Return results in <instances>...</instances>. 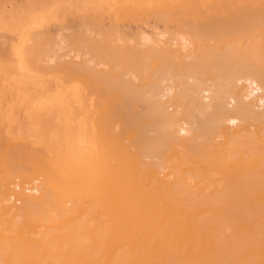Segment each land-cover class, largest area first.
<instances>
[{
    "label": "bare ground",
    "instance_id": "bare-ground-1",
    "mask_svg": "<svg viewBox=\"0 0 264 264\" xmlns=\"http://www.w3.org/2000/svg\"><path fill=\"white\" fill-rule=\"evenodd\" d=\"M161 7V18L177 28L156 37L140 31L135 43L117 38L124 71L111 65L115 59L100 70L119 72L94 73L104 90L91 113L81 87L94 92L93 77L72 75L84 84H75L84 96L77 102L80 93L70 91L27 104L47 103L70 124L44 130L29 149L26 139L7 152L0 144V264H264V0H166ZM188 16L194 20H182ZM9 36H0V56ZM57 70L51 73L66 72L65 81L74 74ZM54 82L50 97L62 86ZM19 152L28 163L18 162Z\"/></svg>",
    "mask_w": 264,
    "mask_h": 264
},
{
    "label": "rangeland",
    "instance_id": "rangeland-1",
    "mask_svg": "<svg viewBox=\"0 0 264 264\" xmlns=\"http://www.w3.org/2000/svg\"><path fill=\"white\" fill-rule=\"evenodd\" d=\"M39 1H43L42 2V4H43V8H42V10H39V12L40 13H42V12H44V13H42V14H46V15H48V16H45V17H43V18H41L40 19V23H38V24H36L35 26H37V27H35L34 29H38L37 31H35V30H33V31H31L29 34H27V38L25 39V41L27 42H25L24 41V44H22V46L20 47V52H21V54L18 56L17 55V57H19V58H14V59H12L11 58V56H10V54H9V49H8V47H7V45H6V49H7V53L4 51L5 50V47H2L1 46V48H0V51H1V49H4L3 51H4V53H6V56L5 57H3V56H1L2 58H3V60H7V62L8 61H17V63L19 64V65H21V66H23V68L21 69V71H22V73L24 74V75H26V76H28V74L30 73V74H32V76H30V77H33L34 79H36V81H38V82H40L41 84H42V86H43V88H45V89H49V83H53L54 81V83H61L62 84V86H57L56 87V89L55 88H52L53 90H54V92L53 91H51L52 92V96L50 97V99H52V98H57V97H59V96H69V94H70V91H75V89L77 88V87H75V84H76V82H77V86H78V84L81 86H84V84H82V81H79V80H77V78L74 80H72V75L74 76V75H76V77L77 76H82V74L84 75H86V77H87V79L88 78H91V77H93V78H95L94 76H95V74H98V75H96L97 77L100 75L101 77H102V75H103V77H102V79H104L106 76V74H108V75H111V73L112 72H116V71H118L119 69H121V70H123V68L120 66V63L122 62V60L119 58L121 55H123V47L121 48H119V47H117V48H113V44H115L116 43V41L118 42V39L117 38H120V39H122V40H124V41H126V42H128V43H135V42H137L138 40H140V35L139 34H141V33H148L149 35H151V36H157L158 35V33L159 32H165V31H168V32H171V31H173V30H175L176 28H177V25L175 24L176 22H173V24H172V22L171 21H169V20H167V19H164V18H161V16H162V14L164 13V10H161L162 9V5L165 3V1L166 0H83V2L80 0H0V21H1V18L3 19V18H9L8 17V14L11 12V11H14V10H17L19 7H25V6H27V3H34V2H39ZM63 1V2H62ZM76 2V3H74V2ZM87 3V5L89 6H86V3ZM125 2V3H122V2ZM143 1V2H142ZM149 1V2H148ZM198 1H201V2H203L204 3V0H198ZM58 2V3H57ZM64 2H66V3H64ZM77 2H79L80 4H77ZM81 2H82V5H81ZM89 2V3H88ZM151 2V3H150ZM45 3H47V4H45ZM71 3V4H70ZM115 3V4H114ZM122 3V4H121ZM138 3L140 4L141 3V5H138ZM150 3V4H149ZM157 3V4H156ZM92 4V5H91ZM137 4V5H136ZM146 4H148V5H146ZM156 4V5H155ZM44 5H47V6H44ZM75 5V6H74ZM82 7H81V6ZM135 5V6H134ZM150 5V6H149ZM73 6L75 7V8H73ZM78 6H79V8H78ZM132 6H133V8H132ZM51 7H54V8H51ZM55 7H57V9L55 8ZM91 7V9H89ZM142 9H141V8ZM146 7V8H145ZM152 7V8H151ZM47 8V9H46ZM68 8V9H67ZM87 8V9H86ZM110 8V9H109ZM113 8V9H112ZM131 8V9H130ZM140 8V9H139ZM230 8H233L232 6H230ZM49 9H52V10H49ZM55 9V10H54ZM66 9V10H65ZM84 9V10H83ZM127 11H126V10ZM151 9V10H150ZM152 9L154 10V9H159V10H154V11H152ZM76 12H74V11ZM77 10H80V11H77ZM89 12H87V11ZM52 11V12H51ZM53 11H54V13H53ZM64 11V12H63ZM101 11H103V12H101ZM136 11V12H135ZM140 13H139V12ZM39 12H37V13H39ZM70 12V14L69 15H67L66 13H69ZM105 12V13H104ZM128 12V13H127ZM135 12V13H134ZM146 12V13H145ZM52 13V14H51ZM77 13H79V14H77ZM81 13H83L82 14V16H80L81 15ZM126 15H125V14ZM157 13V14H156ZM66 14V15H65ZM97 16H96V15ZM110 14V15H109ZM114 14V15H113ZM145 16H144V15ZM2 15H4L3 17H2ZM54 15L55 16H58V19H56L57 17H55L54 18ZM65 15V16H64ZM128 15H133V16H128ZM136 15V16H135ZM141 15V17H139ZM147 15V16H146ZM153 15V16H152ZM59 16L61 17V18H59ZM94 16H95V18H94ZM100 16V17H99ZM52 17V18H51ZM126 17V18H125ZM46 18V19H45ZM49 18V19H48ZM85 18V19H84ZM183 19V21H186V22H192V20H194L192 17H190V16H188V17H186V18H184V17H182ZM45 21H44V20ZM52 19V20H51ZM55 19H56V21H55ZM96 19V20H95ZM99 19V20H98ZM42 20V21H41ZM102 20V21H101ZM122 20V21H121ZM181 20V21H182ZM45 22V23H44ZM166 22H167V24H166ZM169 22V23H168ZM47 23H49V24H47ZM61 23V24H60ZM84 24V25H83ZM172 24V25H171ZM41 25H42V28H41ZM45 27V30H43L44 29V27ZM81 27V28H80ZM41 28V29H40ZM71 28V29H70ZM86 28H89L88 30H86L85 31V29ZM153 28V29H152ZM170 28V29H169ZM70 29V30H69ZM80 29V30H79ZM91 29V30H90ZM161 29V30H160ZM64 30V31H63ZM74 30V31H73ZM84 30V31H83ZM93 30V31H92ZM143 30V31H142ZM159 30V31H158ZM82 31V32H81ZM88 31V32H87ZM140 31H141V33H140ZM93 32V33H92ZM68 33H70V34H68ZM78 33H79V35H78ZM80 33H82V34H80ZM92 33V35H90ZM146 33V34H147ZM31 34V35H30ZM59 35V37L61 38V39H59V37L58 36H56V35ZM72 34V35H71ZM87 34V35H86ZM69 37H68V36ZM71 35V36H70ZM74 35V36H73ZM78 35V36H77ZM97 35V36H96ZM31 36V37H30ZM33 36V37H32ZM42 36V37H41ZM48 36V37H47ZM122 38H121V37ZM131 36V39L130 38H128V37H130ZM39 38V39H37V38ZM65 37V38H64ZM68 37V38H67ZM29 38H31V39H29ZM45 38H47V39H45ZM49 38V39H48ZM28 39V40H27ZM77 39V40H76ZM30 40V41H29ZM32 40V41H31ZM52 42H51V41ZM97 40V41H96ZM105 40V41H104ZM122 40H120V41H122ZM130 40V41H129ZM4 41V43H7V41H8V39L7 40H3ZM29 41V42H28ZM67 41V42H66ZM81 41V42H80ZM119 41V42H120ZM50 42V43H49ZM54 42V43H53ZM59 42V43H58ZM106 42H107V45H106ZM30 43V44H29ZM63 43V44H62ZM121 43V42H120ZM9 44V43H8ZM29 44V45H28ZM39 44V45H38ZM42 44V45H41ZM46 44H48V45H46ZM52 44V45H51ZM81 44V45H80ZM100 44V45H99ZM112 46H111V45ZM26 45H28V46H26ZM43 45H44V47H43ZM46 45V46H45ZM56 45V46H55ZM60 45H61V48H59L61 51H63V52H61L59 49H58V47H60ZM103 45H104V47H103ZM31 46V47H30ZM48 46V47H47ZM53 46V47H52ZM65 46V47H64ZM102 46V47H101ZM111 46V47H110ZM29 47V48H28ZM38 47V48H37ZM54 49H52V48ZM55 47V48H54ZM90 47V48H89ZM93 47V48H92ZM108 47H109V49H108ZM23 48V50H21ZM33 48V49H32ZM88 48H89V50H88ZM85 49H87V50H85ZM98 49V50H97ZM107 49V50H106ZM116 49V50H115ZM121 49V50H120ZM31 50V51H30ZM56 50V51H55ZM75 50V51H74ZM95 50V51H94ZM114 50V51H113ZM29 51H30V53H29ZM35 51V52H34ZM45 51H46V53H45ZM48 51V52H47ZM58 51V52H57ZM73 51V54L72 53H70V52H72ZM99 51V52H98ZM106 51V52H105ZM24 52V53H23ZM51 52H54V53H51ZM59 52H61V53H59ZM79 52H80V55H77V54H79ZM84 52V53H83ZM94 52L96 53V52H98L97 54H96V56H95V54H94ZM102 54H101V53ZM116 52V53H115ZM120 52H121V54H120ZM0 53H3V52H0ZM33 55H32V54ZM40 53H42V55H44L45 56V54H46V57H44V56H42V55H40ZM53 54V56H54V59H53V56L51 57V54ZM65 53H66V55H68V57H70V58H72L73 60H75V58H78V59H76V62H74V61H72V59H69L68 57H65L66 55H65ZM76 53V54H75ZM86 53H87V55H86ZM22 54H24V55H22ZM29 54V55H28ZM83 54V55H82ZM114 54V55H113ZM3 55V54H2ZM28 55V56H27ZM32 55V56H31ZM40 56V57H37V56ZM58 55V56H57ZM63 57H62V56ZM72 55H74V56H72ZM85 55L87 56V57H85ZM117 55V56H116ZM29 56L30 57H33V59L32 58H29ZM48 56H50V57H48ZM78 56H80L81 58H79ZM90 56V58H91V60L93 59V61H92V63L90 64L89 62H87L88 60H90V59H88V57ZM103 56H105L104 58H103ZM115 56V57H114ZM35 57L37 58V59H35ZM48 57V58H47ZM61 57V58H60ZM96 57V58H95ZM101 57V58H100ZM42 58V59H41ZM44 58H45V60H44ZM67 58V59H66ZM85 58H87V59H85ZM98 58H100L99 60H98ZM24 59H27V60H24ZM51 59V61H52V64H51V61H49ZM53 59V60H52ZM61 59V60H60ZM62 59H66V61H64V60H62ZM80 59H82V60H80ZM103 59H104V61H103ZM117 60V59H119L118 60V62L117 61H114V60ZM38 60V61H37ZM45 61V62H42L41 63V61ZM46 60H48V62H46ZM77 60H78V62H77ZM96 60H98L97 62H100V61H102L103 63L101 64V65H103V64H105V65H107V64H109V62L110 63H113V61H114V64H111L112 66H116V64H117V69H116V71H114L115 69H114V67L113 68H110V67H112V66H107V67H109L108 69H106V67H105V69H106V71H103V70H100L101 68H104V65H103V67H100L99 68V65H98V63L96 62ZM109 60V61H108ZM121 60V61H120ZM25 61H26V63L27 64H25ZM33 61V62H32ZM61 61V62H60ZM70 61V62H69ZM24 62V63H23ZM50 62V64H48ZM69 62V63H68ZM87 62V63H86ZM31 63H33V64H31ZM65 63V64H64ZM94 63V64H93ZM23 64H25L26 65V69H25V66L23 65ZM31 64V65H30ZM36 64L38 65V66H36ZM39 64H41V65H39ZM54 64V65H53ZM57 64V65H56ZM63 64V65H62ZM79 64H80V67H79ZM90 64V65H89ZM96 64V65H95ZM100 64V63H99ZM28 65H30V66H28ZM42 65H43V67H42ZM47 65V69H48V67H50L49 69H48V71L50 70V72H48L47 71V69H46V67L45 66ZM49 65V66H48ZM50 65H52V67L50 66ZM68 65V66H67ZM98 65V66H97ZM65 66V67H64ZM78 66V67H77ZM85 66V67H84ZM88 66V67H87ZM92 66V68H93V70L91 69V68H89V67H91ZM94 66V67H93ZM96 66L99 68V69H96ZM29 67V68H28ZM32 69H31V68ZM55 67H57V68H55ZM62 67L63 69H64V72H65V69H66V71L67 72H70L71 70L72 71H74L73 73L74 74H72V72L71 73H69L70 74V76H69V78H70V80H69V83L70 84H68V79H67V81H65L66 79L64 78V74L66 73H63V72H59L60 70L62 71V68L60 69V68ZM75 67V68H74ZM55 68V69H54ZM59 68V69H58ZM76 68H78V69H76ZM85 68V69H84ZM88 70H87V69ZM95 68V69H94ZM33 70V71H30L29 72V70ZM46 69V70H45ZM58 69V70H57ZM83 71H82V70ZM104 69V70H105ZM112 69H113V71H112ZM26 70H28V72L26 71ZM37 70V71H36ZM38 70H39V72H38ZM42 70V71H41ZM44 70V71H43ZM58 71L59 73H55L56 75H54V73L52 74L51 72H54V71ZM77 70V72H75ZM112 71V72H109V71ZM121 70H119L120 71V73H121ZM46 71V72H45ZM86 71H89L90 72V74L89 73H87ZM103 73H102V72ZM118 71V72H119ZM124 71V70H123ZM25 72H27V74L25 73ZM33 72V73H32ZM37 73V74H35V73ZM41 72V73H40ZM83 72V73H82ZM100 72V73H99ZM117 72V73H118ZM42 73H43V75H42ZM46 73H51V74H49V75H51V76H53L54 75V77H55V79H54V77H51V76H49L48 74L46 75ZM62 73H63V75H62ZM77 73V74H76ZM93 73V74H92ZM95 73V74H94ZM104 73H105V75H104ZM29 74V75H30ZM34 74V75H33ZM68 73H67V76L69 75ZM44 75L46 76V77H44ZM60 75V76H59ZM84 75V76H85ZM107 75V76H108ZM58 76V77H57ZM62 76V78H60ZM67 76H66V78H67ZM99 76V77H100ZM105 76V77H104ZM50 77H51V80H49L50 79ZM75 77V76H74ZM98 77V78H99ZM57 78H58V80H57ZM91 79L88 83H90L91 85H90V88L91 89H94V92L91 90V92H92V94L90 95V93L91 92H87L88 90L86 89V88H88V84L87 85H85L84 87H81L84 91H85V93H88V95H85V93H84V96L87 98H84L85 99V101H86V103H89V105L87 104L86 106H87V108H84L85 110H86V112H84V113H86L87 114V112L89 111L90 113H91V111H92V109L94 108V106L96 107V106H99V101H100V96H101V92L104 90L102 87V91L101 92H99L98 90L99 89H97V87L98 86H101L102 85V83H103V81H101L100 79H99V82L101 81L102 83H100L99 84V82L97 81V78H95L96 80L95 81H93L94 79ZM109 78V77H108ZM107 77H106V79H108ZM53 79V80H52ZM61 79V80H60ZM83 79H84V77H83ZM86 79V78H85ZM48 80V81H47ZM60 80V81H59ZM72 80V82H70ZM0 82H1V77H0ZM64 82V83H63ZM80 82V83H79ZM92 82H95V84L94 83H92ZM106 82V81H105ZM104 82V83H105ZM67 83V84H66ZM48 87H46L45 85ZM64 84H66V85H64ZM65 86V87H64ZM103 86V85H102ZM105 86L107 87L108 85L107 84H105ZM105 87V88H106ZM6 87H3V85H1L0 84V101H2V104H0V105H2V107L0 106V123H1V125H0V130H1V132H0V137L2 136V138H0V140L1 141H4V142H6L7 144H5V143H0L1 144V146H2V144H3V147H4V149L3 150H5L6 152H7V146H10V145H12V144H14V145H16L15 143H16V139H20V141L22 140V139H26L27 140V142L25 143H23V142H21V143H23V144H25L24 146L25 147H27L26 149H29V147L28 146H30V148L31 147H35L34 145H35V143L32 141V139H34L35 137L37 138L38 137V135H40V134H42L43 132H44V130H47L48 132H52L53 130L55 131V130H57L59 127H58V124L59 123H64V122H67V123H69L70 124V122L72 121H69L71 118H66V117H64V116H62L61 114L59 115V114H55L54 116H56V117H54V116H52L53 114L52 113H50V111H47V109H44L43 107L44 106H46L47 105V103L44 105H41V104H39L38 105V108L36 109V110H34L33 108H31L30 106H28L27 107V104L28 105H30L29 104V102L28 101H22V100H20L19 98H17L16 97V95H14L13 94V92H12V90L10 89H5ZM50 88H51V86H50ZM79 88V87H78ZM108 88V87H107ZM81 89V90H82ZM97 89V90H96ZM7 90H9V91H7ZM80 90V91H81ZM109 90V89H108ZM69 91V93H67ZM84 91H82V92H84ZM106 91H107V89H106ZM75 92H79L78 91V89L75 91ZM65 93H67V94H65ZM80 94H81V92H79ZM100 93V95H98ZM107 93V92H106ZM57 94H59V95H57ZM77 93H74V97H75V100H76V102H77V99L78 98H81V97H84L83 96V93L80 95L79 94V96L78 95H76ZM8 95V96H7ZM90 95V96H89ZM16 97V98H14V97ZM78 98H77V97ZM99 96V97H98ZM6 97H9V99L8 98H6ZM95 98H98L97 99V104L95 105ZM3 99V100H2ZM11 99V100H10ZM83 99V100H84ZM81 101H83L82 99H80ZM11 103H10V102ZM18 101V102H17ZM76 102H75V104H76ZM92 104H91V103ZM1 103V102H0ZM5 103V104H4ZM9 103H10V105H9ZM79 103H81V102H79ZM86 103H84V102H82V105L84 104H86ZM143 105V103L141 102L140 103V106H142ZM4 107V108H3ZM6 107H7V110H6ZM89 107V108H88ZM39 108H40V110H39ZM91 108V109H90ZM10 109V110H9ZM12 109V110H11ZM10 112H12V113H10ZM25 114H24V113ZM28 112V113H27ZM48 112V113H47ZM2 113V114H1ZM5 114H7V116L5 115ZM9 114V115H8ZM64 115V114H63ZM85 115V114H84ZM26 116V117H25ZM92 117L93 116H95V113H94V115H91ZM25 117V118H24ZM49 117V118H48ZM54 117V118H53ZM59 117V121H58V119H57V121H56V118H58ZM61 117L63 118V122H61ZM66 119H68V121H66ZM8 121H11L10 123L8 122ZM8 122V123H7ZM65 124V123H64ZM7 127V129H5L6 127ZM16 129V130H15ZM18 129V130H17ZM50 129V130H49ZM27 132H26V131ZM8 131V133H6V132ZM10 133V134H9ZM17 133H21V134H17ZM24 133H25V135L27 136H25L24 135ZM27 133V134H26ZM11 135V136H10ZM15 138V139H14ZM29 138V139H28ZM13 140H15V142L13 141ZM26 140H24V141H26ZM0 141V142H1ZM9 141V142H8ZM11 141V142H10ZM12 141H13V143H12ZM10 144V145H9ZM33 144V145H32ZM32 145V146H31ZM24 146L22 145V147L24 148ZM2 147V148H3ZM7 147V148H6ZM11 147V149L13 148V146H10ZM1 149V148H0ZM10 149V148H9ZM9 149H8V151H9ZM16 150V149H15ZM13 151H14V149H13ZM23 151L25 152L24 153V155L25 154H28L29 155V153H26V151L25 150H22L21 152H22V156H23ZM2 152V151H1ZM4 152V151H3ZM2 152V154L3 155H5L4 153ZM5 152V153H6ZM2 154H0V157L2 156L3 157V155ZM8 155L9 154H11V152H9V153H7ZM18 154H20V152L18 153ZM28 155H26V156H28ZM17 156H19V155H17ZM21 156V154H20V156H19V160H18V162L20 161V159H21V161H20V163H23V164H26V163H28V161H26V160H29V158L28 159H26L25 158V156H24V158ZM1 157V158H2ZM20 157H22L23 158V160H22V158H20ZM24 159H26L25 160V162H24ZM1 162H3V159L1 160L0 159V163ZM16 166V165H15ZM14 167V166H13ZM17 167H19V166H17ZM0 168H1V166H0ZM20 168V167H19Z\"/></svg>",
    "mask_w": 264,
    "mask_h": 264
},
{
    "label": "crops",
    "instance_id": "crops-1",
    "mask_svg": "<svg viewBox=\"0 0 264 264\" xmlns=\"http://www.w3.org/2000/svg\"><path fill=\"white\" fill-rule=\"evenodd\" d=\"M43 1H39V2H34V3H27V6L25 7H19L17 10H14V11H11L9 14H8V17L10 18H1V21H0V36H3V35H10L8 33H11L12 35V39H10V36H9V40L11 42H9V45H8V49H9V54L10 56H12L11 58L14 59L17 58V55L19 56L20 55V47L22 46V44L24 43L25 39L27 38V34H29L31 31L35 30L37 31L38 29H34L36 26V24L40 23V19L45 17V16H48L46 14H42V13H37L39 12V10H42L41 8H43V4H42ZM47 4V3H45ZM41 6V7H40ZM44 6H47V5H44ZM28 9H27V8ZM36 7H38L36 9ZM37 11V12H36ZM36 13V14H35ZM16 15V16H15ZM37 15V16H36ZM4 16V15H3ZM2 16V17H3ZM22 16V17H21ZM32 17V18H30ZM36 17V18H35ZM19 18V19H18ZM27 18V19H26ZM30 18V19H29ZM17 19V20H16ZM26 19V20H25ZM33 21H32V20ZM39 19V20H38ZM8 20V21H7ZM37 20V22H36ZM25 23H24V22ZM42 21V20H41ZM10 22V23H9ZM22 22V23H21ZM16 23V24H15ZM23 24V26H22ZM15 25V26H14ZM10 26V27H9ZM13 26V28H12ZM17 26V27H16ZM30 28V29H29ZM3 32H2V31ZM18 33H17V31ZM26 30V31H25ZM29 31V32H28ZM7 34H5V33ZM15 36H16V39H15ZM20 37V38H19ZM20 39V40H19ZM23 42V43H22ZM14 43V44H13ZM11 44V45H10ZM13 44V46H12ZM12 46V47H11ZM14 47V49H13ZM11 48V49H10ZM19 48V49H18ZM17 49V50H16ZM11 50H13L11 52ZM17 52V53H16ZM15 53V54H14ZM1 57V56H0ZM0 77H1V84L3 86H6V87H9L13 94H15L17 97H20L22 99H25V100H29L33 103L35 102H38L40 100H48L50 99V94H49V91L45 88L42 87L41 83H38V81H34L36 79H34L33 77H30V76H26L22 73L21 69L22 67L18 64L16 65L17 61H5L3 60V58L1 59L0 58ZM4 64V65H3ZM8 64V65H6ZM15 66L16 69L12 68L14 67L13 65ZM6 66V68H5ZM8 66V68H7ZM10 66H11V69H10ZM20 66V67H19ZM3 69V70H2ZM6 69V70H5ZM8 69V70H7ZM13 69V70H12ZM12 70V71H11ZM8 71V72H7ZM15 71V72H14ZM20 71V72H19ZM7 72V73H6ZM11 72V73H10ZM19 72V73H18ZM16 73V74H15ZM5 74V75H4ZM4 75V76H3ZM13 75V76H12ZM10 76V77H9ZM19 76V77H18ZM23 76V77H21ZM9 77V78H8ZM14 77V78H13ZM6 78V79H5ZM10 79V80H8ZM12 79V80H11ZM16 79V80H15ZM19 80V81H18ZM4 81V83H3ZM7 82V83H6ZM13 82V83H12ZM18 82V83H16ZM21 82V83H20ZM15 83V84H14ZM17 84V85H16ZM28 84V85H27ZM12 85V86H11ZM11 86V87H10ZM14 86V87H13ZM17 87V88H16ZM19 90V91H18ZM35 90V92H34ZM49 95V96H48ZM26 96V97H25ZM48 96V97H47ZM33 100V101H32ZM44 100V101H45ZM43 102V101H42Z\"/></svg>",
    "mask_w": 264,
    "mask_h": 264
}]
</instances>
